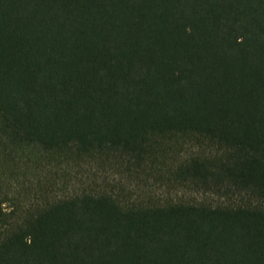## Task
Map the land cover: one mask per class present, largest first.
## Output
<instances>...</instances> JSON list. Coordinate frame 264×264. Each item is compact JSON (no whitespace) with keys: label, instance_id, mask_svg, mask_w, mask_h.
Returning a JSON list of instances; mask_svg holds the SVG:
<instances>
[{"label":"trees","instance_id":"1","mask_svg":"<svg viewBox=\"0 0 264 264\" xmlns=\"http://www.w3.org/2000/svg\"><path fill=\"white\" fill-rule=\"evenodd\" d=\"M0 264H264V0H0Z\"/></svg>","mask_w":264,"mask_h":264}]
</instances>
